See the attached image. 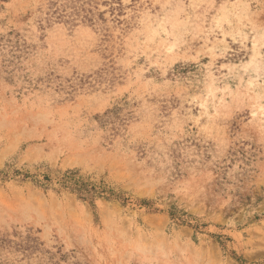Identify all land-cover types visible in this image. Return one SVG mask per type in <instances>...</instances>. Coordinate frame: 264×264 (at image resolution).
<instances>
[{
    "label": "rangeland",
    "instance_id": "374dc122",
    "mask_svg": "<svg viewBox=\"0 0 264 264\" xmlns=\"http://www.w3.org/2000/svg\"><path fill=\"white\" fill-rule=\"evenodd\" d=\"M94 1H0V264H264V0Z\"/></svg>",
    "mask_w": 264,
    "mask_h": 264
},
{
    "label": "trees",
    "instance_id": "16d2710c",
    "mask_svg": "<svg viewBox=\"0 0 264 264\" xmlns=\"http://www.w3.org/2000/svg\"><path fill=\"white\" fill-rule=\"evenodd\" d=\"M3 1V0H0ZM98 2L94 0H49L48 16L49 19H58L69 24H76L78 21L89 23L101 27V22L105 21L104 12L98 8ZM101 4L108 5V11L118 21L122 11L121 0H102ZM109 112H115L114 109ZM108 115V113H106ZM103 122L108 120V116L97 115ZM104 119V120H103ZM109 121V120H108ZM20 173V172H18ZM6 175V174H5ZM29 174L24 173V176ZM37 174L31 175L33 182L46 190L56 184L59 188H67L77 194L80 199L93 200L95 196H104L103 192L113 193L111 189L104 185L97 188L92 182L78 174L77 169H67L63 172L57 171L55 174L43 173L42 178H37ZM110 199V196H105ZM173 214V213H172Z\"/></svg>",
    "mask_w": 264,
    "mask_h": 264
}]
</instances>
